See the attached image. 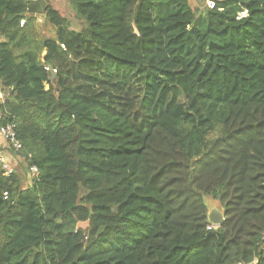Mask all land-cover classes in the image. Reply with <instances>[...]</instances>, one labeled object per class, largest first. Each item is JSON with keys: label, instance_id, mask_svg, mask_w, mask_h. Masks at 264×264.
I'll list each match as a JSON object with an SVG mask.
<instances>
[{"label": "trees", "instance_id": "16d2710c", "mask_svg": "<svg viewBox=\"0 0 264 264\" xmlns=\"http://www.w3.org/2000/svg\"><path fill=\"white\" fill-rule=\"evenodd\" d=\"M70 3L80 33L0 0V126L40 173L22 189L0 166V264H264V0ZM73 52L87 71L60 68Z\"/></svg>", "mask_w": 264, "mask_h": 264}, {"label": "rangeland", "instance_id": "374dc122", "mask_svg": "<svg viewBox=\"0 0 264 264\" xmlns=\"http://www.w3.org/2000/svg\"><path fill=\"white\" fill-rule=\"evenodd\" d=\"M192 8L196 11V14L198 17L204 14L207 8L212 6L213 0H189ZM49 4L53 6L55 9H57L61 15L67 20V31H75V32H82L87 28V24L82 19L78 18L76 13L74 12L70 0H49ZM246 13H243L241 16H245ZM35 27L36 32L39 41H44L46 39H57V36L59 34V30L53 27L45 14L39 13L35 15ZM46 53L44 52V55ZM66 63H63L60 65V68L63 69V71H67V69H71L72 71H76L75 73H78L80 71H87L86 70V61H85V54L73 52L68 55ZM57 64V61H56ZM58 65V64H57ZM59 66V65H58ZM55 70H59L58 67H54ZM58 73V72H57ZM56 73V74H57ZM56 74H53L56 75ZM81 82H84L85 84L90 83L89 81L83 80ZM79 83V82H78ZM48 87V86H47ZM101 89L100 85H94L92 90L99 91ZM2 91V90H1ZM113 89H110V94L114 95L113 99H120V97H126L127 94L124 92H118V93H112ZM116 97V98H115ZM120 101V100H117ZM181 102H185V97L182 95ZM14 168H17L16 171V179L20 183L22 189H27L33 186V181L29 177L28 171V163L25 160H22L18 158L16 162L11 163ZM206 205L208 207V210L211 209H220L223 210L222 205L218 200L212 197H206L205 198ZM82 229H84L86 232L89 229L88 223H81L79 224Z\"/></svg>", "mask_w": 264, "mask_h": 264}, {"label": "built area", "instance_id": "2783aa9c", "mask_svg": "<svg viewBox=\"0 0 264 264\" xmlns=\"http://www.w3.org/2000/svg\"><path fill=\"white\" fill-rule=\"evenodd\" d=\"M24 1H35V0H24ZM213 5V4H212ZM25 23V20L21 21V26H23ZM45 69L49 72V74L53 75L57 73V70L53 69L51 66H45ZM6 99V93L4 91L0 90V102L1 104L5 103ZM16 126L13 123H9L7 125L0 126V136L3 137L7 144V149H9L12 153H15L16 157L19 158V154L23 151V144L17 139L16 132H15ZM31 157V156H30ZM0 166L1 170L3 171L4 175L7 178L12 177L16 171L17 168H14L10 162H8L5 158V155L2 150H0ZM29 177L34 182L39 177V169L36 166H30L28 171ZM5 197H8V192L4 193ZM217 228L214 225L209 226V230Z\"/></svg>", "mask_w": 264, "mask_h": 264}, {"label": "water", "instance_id": "95a60500", "mask_svg": "<svg viewBox=\"0 0 264 264\" xmlns=\"http://www.w3.org/2000/svg\"><path fill=\"white\" fill-rule=\"evenodd\" d=\"M51 76V74H49ZM25 156V154H23ZM208 221L210 224L219 228L225 222V212L220 209H211L208 213Z\"/></svg>", "mask_w": 264, "mask_h": 264}, {"label": "crops", "instance_id": "0c3cea01", "mask_svg": "<svg viewBox=\"0 0 264 264\" xmlns=\"http://www.w3.org/2000/svg\"><path fill=\"white\" fill-rule=\"evenodd\" d=\"M0 90L1 87H0ZM0 106H1V102H0ZM2 111L0 109V117H1ZM0 150L3 151L5 158L8 162L13 163L16 162L17 157L15 155V153H12L9 149H7V144L5 142V140L3 139V137L0 136Z\"/></svg>", "mask_w": 264, "mask_h": 264}]
</instances>
